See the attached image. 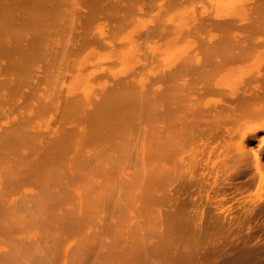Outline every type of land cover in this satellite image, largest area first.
Masks as SVG:
<instances>
[{
  "label": "bare ground",
  "instance_id": "1",
  "mask_svg": "<svg viewBox=\"0 0 264 264\" xmlns=\"http://www.w3.org/2000/svg\"><path fill=\"white\" fill-rule=\"evenodd\" d=\"M64 2L12 12L29 16L32 38L7 65L15 79L0 82V264H264V48L154 40L162 61L147 66L131 26L89 68V57L69 65L61 102L67 30L53 40L47 29L76 15Z\"/></svg>",
  "mask_w": 264,
  "mask_h": 264
},
{
  "label": "rangeland",
  "instance_id": "2",
  "mask_svg": "<svg viewBox=\"0 0 264 264\" xmlns=\"http://www.w3.org/2000/svg\"><path fill=\"white\" fill-rule=\"evenodd\" d=\"M27 1L28 0H0V10H4V8L8 7L9 12L11 14L12 12H14L13 9H16L17 5H18L19 8H17V9H20L22 11V9H24L25 6H26L25 3L27 4ZM68 1L70 2L71 0H66V2H64V5L67 6V2ZM80 1L81 0H74V1L72 0L71 1L72 4L68 3L70 7H68V6L64 7L63 6V8H66V10L68 8L71 9V7L72 8L74 7L73 9H71L72 11L75 9L74 11H76V15L74 14L75 13L74 11H73L74 13L71 11L73 13L72 14V18L73 19L70 17L71 14L69 13L70 11L68 9V15L70 14V16H68V17H70L72 19V22H71L70 18H69L70 20L68 19V17H67V19H65V18L61 19L60 18L61 20L60 19L56 20L57 22L59 21L58 25L61 24V26H64V24H63L64 21L63 20H65V22H66L64 27L59 26V27H61V28H59V29H61V31L56 27L58 29V31L54 32V30H56V28L52 29V27H54V26H51V25L47 29V31L49 32L48 35L53 36V37H51V39H53V40H54V38H56L55 34L57 32H62V30L65 27H66V30L68 31V33L69 34L71 33L70 34L71 37H70L69 34L66 33L67 31H64V36H67V37L61 38V39H63V40L65 39L64 41L66 43L63 40H60V41L64 42V44L63 43L61 44V42H60L61 46H64L67 50H69V51H67V53H68L67 60L68 61L65 58V60L60 64L62 67L59 65L60 69L57 68L60 71L57 70V74H56V76H58V78H59L58 84H56V86L58 85L59 88L61 87L60 88L61 92L59 91L60 90L59 88H57V87H55V88H56V91L58 89V91L60 92L59 100L61 102H62V99L63 100L65 99V98H62V97L63 96L66 97V95H67L66 88L64 87L65 90H63L62 86L68 84V81H67V83H66V81L64 82L66 84H64L63 81H64L65 77L67 78V75L71 74V71H74L76 65L75 66H73V65L76 63L77 67H78V66L81 65V61H82L83 62L82 64L85 65V62H86L85 67L89 68L90 64H92L93 62L95 63V58H93L94 57L93 53L96 56L97 55L99 56V54H101L103 56V53H104V52L102 53L103 50L106 52L107 50L115 49L116 47L113 48L114 46L118 47V45L120 43L119 42L120 40L118 42H116L118 40L117 39L118 36H116V35L120 34L119 37H121L122 33H124L126 31L125 29L126 28L128 29L129 27H130L129 29H131V32L133 30V27H135L133 32L136 35L132 32L131 36L133 35L132 36V37H134L133 39L136 38V41H134V42L138 43V44H136V46L137 45H139L138 47L141 46V51L143 53L139 54V52H140L139 49H138L139 52L138 53L136 52L137 50H135V49H137L138 47H134L135 46V45H133L134 42L131 41L132 37H130L131 38L130 39V43L132 42L133 44L132 43L131 44L135 48V49L132 48V49H134L133 50L134 52H132V49H130V50H131V52L133 54L136 52V54H138V55L135 54L136 57H135V55L133 56V54H128V55L129 56L132 55L133 57H135L134 60L137 61V59H138L137 56H139V55L141 56V55L145 54L144 56H141L142 58L140 56L139 57H140L141 61L143 60V62H145V63L147 62L146 63L147 66L153 61L154 58L155 59H154L153 63H155V61H156V65H158L159 62L162 61L161 59H162L163 56L161 57L160 55H158V54H160L159 52L158 53H154V52L155 51L157 52L158 51L157 48H161L160 46H163L162 45L163 42L164 43L165 42H169L170 44L175 45V47L177 45V47L180 46V48L181 47L185 48L188 45L189 46L190 45H194V46H198V47L209 46V45H211V46H219V45H222L223 43H227V45H228V44H232L233 41H234L235 44H238V42L240 44H244V43L248 44V42L250 41L251 43L249 42V44L250 45L253 44V46L256 47V48H264V34H262V33H264V31L260 32V30H264V27H261V29L259 28V26L264 25V24H261V23H264V22H262V21H264V13H262L264 11H262V10L258 11L256 8H254L255 7L254 3L257 0H227V2H226V0H205V1L208 2V4L210 3L209 5L206 4V2L204 0H179L177 5L176 4L175 5L172 4L171 0H151L152 6H149L150 5L149 4L150 0H87V1L84 0V1H81V2ZM74 3H76V4H74ZM4 5H5V7L3 8L2 6H4ZM22 5L23 6L25 5L24 8H23ZM208 7H209V9H208ZM11 8H12V10H11ZM25 9H26V11L23 10V12L25 11L28 14L27 8H25ZM197 10L198 11L200 10V11L198 12ZM5 11H6V9H5ZM212 11H214V12H212ZM25 12L23 14H25ZM231 12H233V14ZM5 13H7V15H8V10ZM19 13H20V15H19ZM10 14L8 15L9 17L7 15L3 14V18L2 19L4 20L5 18H7V19L4 20V22L8 20V22L10 23V20H11L10 19V17H11ZM14 14H16V15H14ZM89 14H90V16H89ZM13 15H14V17L16 16V19L14 18L15 20L13 19V17H12L13 20H11V22L15 21V22H13L14 25H15V27H14L15 29L13 28L14 29L13 31L10 28V26L13 23L8 24L6 22L7 23L6 25L8 27L5 26V23L3 21H2V25L0 23V29H5L4 32L6 31L4 33V32H2V30H0V32H2V34L4 33L3 35L2 34L0 35V40L2 42V43L0 42L1 43L0 46H4L2 48L3 49L2 53H4V54L1 53L2 55H0V82L1 81H5V82L7 81L8 82V81H10V79L11 80L15 79L14 74L11 71H8L7 65L9 67L10 63L12 62V60H18L19 59V51L20 50L17 49L18 46H21V44H23V46L25 45L24 47H26V42L30 38H32L31 35H29V32H30L29 29H31L30 28V24H28L29 22H27V21H29L28 20L29 16L27 17L26 14L23 15V18L27 19V21H26L27 23H26V22H24L23 19H22L23 22H22V20H18L22 16L20 11L18 12L17 10H15V13H12V16ZM18 15L20 17H17ZM184 15H187V16H184ZM75 16H77V17H75ZM205 16H207V17H205ZM212 16H213V18L215 20L212 18ZM88 17H91V19L86 23L85 19L88 18ZM119 17H120V19H119ZM198 17H200L201 19L203 17H205L206 19L203 18L201 20ZM186 18L187 19H191V20L187 21ZM207 18H208L209 21L211 20L212 22L211 21L209 22L207 20ZM74 19H76V20H74ZM231 19L232 20L234 19V20L232 21ZM258 19H260V20L258 21ZM175 20H176V22H175ZM56 21H55V23H56ZM199 21H200V23H199ZM227 21H229V22H227ZM252 21L254 22L253 23L254 26L252 24V27H249V25L251 26ZM138 22H141V23L139 24ZM188 22H189V24H188ZM221 23H226L225 25L223 24L224 25L223 28H221V26H223ZM168 24H170L169 25V29L170 30L167 29L168 32H166L165 28H168ZM197 24L199 25V28L201 27L200 29L196 28V27H198ZM200 24H201V26H200ZM258 24H261V25L258 26L259 29L257 28ZM166 25H167V27H166ZM183 25H184V27H183ZM131 26H133V27H131ZM202 26H204V27H202ZM225 26L226 27L227 26H229V27L237 26V27H235V28L231 27L234 30H231V28H229L230 30L229 29L226 30L227 28H225ZM156 27H158L159 29L156 28ZM120 28L123 29L124 31L123 30L121 31ZM175 28H177V30ZM216 28L218 29V31H215V30H217ZM8 29H9V32L7 33ZM27 29L29 30L28 33H27V31H28ZM117 29L119 30L118 33H117V31H118ZM245 30H246V32H245ZM253 30H255V31H253ZM258 31H259V33H258ZM164 32H166L168 34L167 37L164 35L165 34ZM170 32L172 34L173 33L174 34L173 35H169ZM201 32H202V35H200ZM140 33H142L143 36L145 35V37H143V36L141 37V36L137 35V34H140ZM24 34H25V37H24ZM146 34H147V36H146ZM162 34L164 35L163 37H162ZM189 35H191V36H189ZM211 35H213V38L210 40V36ZM113 36H115V37H113ZM181 36H184L185 39L183 37L180 38ZM164 37H166V39ZM220 37H222V38L224 37L223 39L225 41L222 38H220ZM20 38H21V42L23 41V43H20ZM76 38H78V39H76ZM79 38H80V40H79ZM112 38H115V39L112 40ZM26 39H28V40H26ZM248 39H251V40H248ZM15 40L18 41V42L16 43ZM109 40L110 41L112 40L110 42V44H114L115 42H116V44L111 47L108 44ZM139 40H141V43L144 41V44L142 43V45H141ZM154 40H156V42ZM107 41H108V43H106ZM145 41H146V43H145ZM151 42H153V43L155 42V43H157V45H160V46L158 47L156 44L154 46V44H152ZM124 43H125V41H123V44ZM198 43H200V46H199ZM78 44L80 45V47H78ZM102 44L104 45V47H103ZM147 44H148V47L150 46L149 44H151V48H147ZM185 45H187V46H185ZM232 45H234V44H232ZM98 46H100V47L102 46L104 49L102 47H101L102 48L101 49ZM106 46H108V47H106ZM127 46H128V43H125V45L122 46V49L123 50L125 49L126 51H128L129 49L128 50L126 49V48H128ZM132 46L129 45V48H131ZM142 46H143V48H144V46H146L144 48V50H147V49H149V50L153 49V50L149 51V52L148 51L145 52L144 50H142L143 49ZM156 46H157V48H156ZM76 47H78V48H76ZM175 47H172V48H175ZM21 48L23 49L22 46H21ZM91 49H92V51L95 50L94 52H92V55L91 56L86 55L87 52H89ZM154 49H156V50H154ZM97 50H100V51L98 52ZM9 52H11L12 54L10 53V55H9ZM95 52H97V53H95ZM13 53H15L14 56H13ZM127 53H129V52H127ZM69 54H70V56H69ZM89 54H91V51L89 52ZM155 54L158 55V57L160 56L161 58L158 59ZM3 55L5 56L4 58L2 57ZM11 55L13 56V58H12ZM153 55H154V58H153ZM9 56L11 57V59H10ZM132 56H131V58H133ZM87 57H89L88 58V60H89L88 61L89 62L88 66H87V61H85L87 59ZM80 58H82V60ZM84 58H86V59H84ZM77 59L79 60V62H78ZM90 59H91V61H90ZM146 59L150 60L149 63H148V60H146ZM156 59H158V60H156ZM105 60L106 59H104V60L102 59V61H105ZM69 61H71L72 64H70ZM102 61L100 63H102ZM5 63H6V67H5ZM138 63H139V59H138ZM138 63H137V65H139ZM110 64L111 63L106 64V62H105V63H102V66H111L112 65L114 69L118 68L117 66H116L117 67L116 68L113 63L111 65ZM144 64L142 65L141 62H140V65H142V68H143ZM146 64H145V66H146ZM69 65L72 66L71 69H70ZM154 66H155V64H154ZM65 67H66V69H64ZM83 68H84V66H83ZM132 68L136 69V67H132ZM69 69L71 70L70 73H69ZM65 70L69 74L65 75V73H66ZM53 72H56L55 69H54ZM58 72H60L61 74H58ZM63 72H65V73L63 74ZM6 73H9V74H6ZM38 73L40 75V72H38ZM38 73L36 75H38ZM59 75H60L61 78L59 77ZM62 77H64V78H62ZM62 79H63V81H62ZM60 80L62 81L61 84L59 83ZM41 84H42V86H41ZM46 84H48V85H46ZM59 84L62 85V86H59ZM39 87L41 88V91H39L40 93H42L41 95L43 97L47 98L49 96V93H50L49 90L46 91V89H48L50 87L49 83H45V81L41 80ZM43 89H45L44 90L45 94L48 92L47 97L43 93ZM38 90H40V89H38ZM62 91H64L63 93L64 94L66 93V95H64L62 93ZM57 92H56L55 96H57V94H59V92L58 93ZM73 93L71 92L69 94L74 96L75 94H78L79 92L76 91L74 93V95H73ZM61 95H62V97H61ZM55 96H54V99H55ZM55 101H56V99H55ZM138 178L142 180V178H140V177H138ZM141 180H139L137 182L138 185L141 183ZM137 187H139V186H137V184H136V188ZM110 264H112V263H110Z\"/></svg>",
  "mask_w": 264,
  "mask_h": 264
}]
</instances>
